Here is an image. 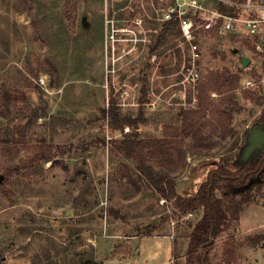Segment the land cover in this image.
I'll return each instance as SVG.
<instances>
[{"label": "rangeland", "instance_id": "374dc122", "mask_svg": "<svg viewBox=\"0 0 264 264\" xmlns=\"http://www.w3.org/2000/svg\"><path fill=\"white\" fill-rule=\"evenodd\" d=\"M162 28L145 0H0V94L19 96L16 102L0 96V264H100L103 243L104 264H120L126 250L132 258L124 264H185L203 209L175 211L143 168L171 174L178 193L194 197L223 154L242 161L245 144L229 150L243 143L264 108L244 97L245 90L264 97V52L245 38H201L202 78L224 67L240 74L236 98L243 108L232 115L233 137L221 145L217 136L205 140L214 146L187 151L184 167L170 173L180 144L154 142L168 126L182 128L179 114L196 105L198 92L189 100L192 86L181 83L185 52L178 37L158 44ZM103 111L139 123L114 131ZM209 134L204 128L181 139L182 146ZM14 136L18 142L4 140ZM41 144L54 147L55 159L23 169ZM8 169L14 175L6 180ZM252 196L214 241L212 264H264V187ZM164 235L177 242L172 260V241ZM255 236L263 239L253 244Z\"/></svg>", "mask_w": 264, "mask_h": 264}, {"label": "trees", "instance_id": "16d2710c", "mask_svg": "<svg viewBox=\"0 0 264 264\" xmlns=\"http://www.w3.org/2000/svg\"><path fill=\"white\" fill-rule=\"evenodd\" d=\"M169 36L179 37V31L174 24L165 23L158 37V44L162 39L166 40ZM248 46L255 50V46L246 40ZM186 61V58H185ZM241 75L234 73L228 67L221 70L208 71L202 81L198 85V102L194 107L183 108L180 112L182 128L168 126L166 135L161 140L154 142L156 146H164L165 144H180V150L177 151V163L169 172H178L185 165L187 151H203L210 150L214 145H210L207 141L213 136L219 139L218 145L222 141H226L233 137L235 130L232 124V115L237 110H242L243 106L236 98L237 91L241 88ZM212 93H217L220 98L213 99ZM0 96L4 100L16 102L19 99L18 94L14 91H5ZM244 97L254 99L258 104L264 106V97L260 90H245ZM192 94L189 95L191 100ZM109 114V126L112 130L121 132L126 127L134 129L138 125L139 120L133 117L121 116L117 112H102L103 119ZM203 119L205 122L203 123ZM256 123L264 127V108L261 114L256 118ZM204 128L209 129V137L191 142L182 146V140L187 137H198ZM250 130L244 135V141L239 144L238 141L233 144L229 150L241 149L246 143ZM19 135L22 134L19 132ZM196 135V136H195ZM133 136V135H132ZM132 136H130L132 138ZM136 136V135H135ZM6 142H18L14 136L12 140L5 138ZM172 140H179L173 142ZM184 143V142H183ZM261 152V151H260ZM55 149L52 145L41 144L36 147L35 154L29 157V162L23 165V169L33 167L37 163L50 162L55 159ZM262 153V152H261ZM260 153V154H261ZM258 155V154H257ZM261 155L258 159L250 158L244 164L237 162V158L227 157L226 154L221 156V163L215 170L209 172L208 178L204 181L196 196L185 197L178 193L176 182L171 174L157 173L154 166L148 165L143 168V173L148 182L158 192V197L165 198L175 206V211L183 214L195 212L203 209L202 218L194 225L190 235L189 244L186 251L185 264H212L210 261V251L214 245V241L228 229L231 221L239 220L243 210V206L252 201L253 190L264 187V159L261 161ZM15 169L18 173L21 168ZM10 169L6 171V180L14 174ZM245 178V181L242 179ZM252 180L254 182L250 183ZM154 228L153 225L147 226L148 233ZM149 234V235H150ZM263 239L262 236L249 238L251 243ZM2 258H0V261ZM85 264H97L94 260H87Z\"/></svg>", "mask_w": 264, "mask_h": 264}, {"label": "built area", "instance_id": "2783aa9c", "mask_svg": "<svg viewBox=\"0 0 264 264\" xmlns=\"http://www.w3.org/2000/svg\"><path fill=\"white\" fill-rule=\"evenodd\" d=\"M156 20L176 25L178 46L184 50L186 63L181 83L192 86L193 101L202 79L199 70L201 38L235 36L250 41L264 52V0H145ZM118 32L116 29L114 30ZM45 78L41 82L45 83ZM244 83V82H243ZM251 84L250 82H247Z\"/></svg>", "mask_w": 264, "mask_h": 264}, {"label": "water", "instance_id": "95a60500", "mask_svg": "<svg viewBox=\"0 0 264 264\" xmlns=\"http://www.w3.org/2000/svg\"><path fill=\"white\" fill-rule=\"evenodd\" d=\"M250 58L245 57L241 60L243 67H248L250 64ZM264 153V127L261 124H254L249 131L245 145L241 149L240 159L238 162L244 164L248 159L254 158V153ZM5 179L4 175H0V183ZM245 181V178L242 179ZM253 180L250 182L252 183Z\"/></svg>", "mask_w": 264, "mask_h": 264}, {"label": "crops", "instance_id": "0c3cea01", "mask_svg": "<svg viewBox=\"0 0 264 264\" xmlns=\"http://www.w3.org/2000/svg\"><path fill=\"white\" fill-rule=\"evenodd\" d=\"M152 236L155 237V235H152ZM152 236H141V237H144V238H147V237H148V238H151ZM164 236H166V238L169 237L170 240L172 241V246H171V249H172V257H171V260H172L175 251H177V242H175L174 240H172V238H171L170 236H168V235H164ZM111 237H112V236H111ZM113 237H114V236H113ZM135 237H139V236H135ZM131 238H134V237H131ZM131 238H128L127 240L130 241ZM173 245H174V247H173ZM102 247H106V244L103 243L102 246H101L100 248H102ZM100 248L98 249L99 262H102V263H100V264H104V260L101 258ZM102 250H103V249H102ZM124 252H125L126 255H125L124 258H121V260H120V264H124V263L130 261V259L132 258V257H131V251H130V250H126V251H124ZM140 252H141V249L138 250V253H139V254H140ZM117 256H118V254L116 253L114 258H117ZM171 260H170V262H171ZM94 261L96 262L97 260L94 259Z\"/></svg>", "mask_w": 264, "mask_h": 264}, {"label": "flooded vegetation", "instance_id": "af4514ba", "mask_svg": "<svg viewBox=\"0 0 264 264\" xmlns=\"http://www.w3.org/2000/svg\"><path fill=\"white\" fill-rule=\"evenodd\" d=\"M260 153H261V152H259V153H254V154H253V157H254V159H258L257 156H258V155H261L262 157L260 156V157H261V161H260V162L262 163V161H263V159H264V153H261V154H260ZM257 154H258V155H257Z\"/></svg>", "mask_w": 264, "mask_h": 264}]
</instances>
